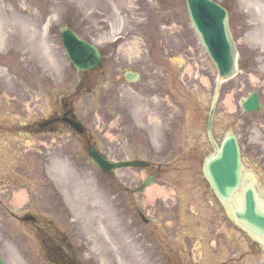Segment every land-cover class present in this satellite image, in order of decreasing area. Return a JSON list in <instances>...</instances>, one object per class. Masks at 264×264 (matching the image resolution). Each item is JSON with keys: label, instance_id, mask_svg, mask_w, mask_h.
I'll use <instances>...</instances> for the list:
<instances>
[{"label": "rangeland", "instance_id": "374dc122", "mask_svg": "<svg viewBox=\"0 0 264 264\" xmlns=\"http://www.w3.org/2000/svg\"><path fill=\"white\" fill-rule=\"evenodd\" d=\"M63 26L99 47L104 55L101 71L79 72L70 65L59 36ZM116 36L121 40L113 43ZM133 42L137 52L133 51ZM260 50L259 63L264 72V49ZM209 64L191 28L184 0H0V91L18 93L22 120L31 113L38 121L57 114L65 99L86 127L85 137L64 127L57 132L37 133L30 142L20 137L19 144L5 145L0 150L6 161L5 172L0 171L5 181L8 169L22 173V182L17 183L13 193L27 190L30 203L25 209L51 219L60 231L58 237L66 239L69 253L80 263L131 264L132 260L148 257L156 264H166L161 233L204 235L220 227L228 234L227 241H223L228 246L219 255L221 259L233 257L228 264H246L248 260L264 264L262 249L253 256L243 255L242 261L235 260L232 252L246 248L236 240L243 231L231 225L224 207L199 186V179L195 188L201 199H195L194 190L187 191L180 194V198L186 197L180 209L160 210V199L156 206L145 205L144 192L129 198L124 190V186L137 185L149 169L123 168L108 176L87 154L85 144L89 138L111 159H144L155 168L161 163L166 173L159 175L155 182L158 186L173 187L167 181L175 179L176 171H202L203 159L212 151L205 126L216 73ZM125 70L138 71L140 79L127 83ZM251 70L246 71L247 81L239 77L222 85L213 121L216 139L227 130L240 134L245 131L246 123L236 121L237 115L231 110L240 106L256 85L264 91V82H257ZM240 74L244 78L242 71ZM150 84L156 88H149ZM156 91L160 104L155 106ZM228 97L233 108L225 104ZM12 105L7 98H0L2 112ZM260 113H264V107ZM168 125L178 129L179 134L185 131L182 136L187 139L176 135L174 145L162 144L160 128ZM261 126L255 136L241 142V147L247 171L258 177L264 200V121ZM141 129L152 133L154 141L150 142ZM9 156H17L19 166L9 168ZM205 197L210 203H205ZM154 207L155 216L145 225L136 212L141 208L147 215ZM5 210L0 207V215H5L0 217L3 264H63L57 260L60 252L53 255L59 247L53 229L47 232L48 244L54 243L56 249L53 247L52 254H48L35 226L16 220ZM205 218L212 223L202 227L198 221ZM99 221L105 233L100 231ZM167 223L173 225L167 227ZM39 225L44 226V221ZM105 240L115 245L110 260L101 253ZM176 244L196 250L199 242ZM222 246L218 249L223 250ZM186 261L191 262L188 255Z\"/></svg>", "mask_w": 264, "mask_h": 264}, {"label": "flooded vegetation", "instance_id": "af4514ba", "mask_svg": "<svg viewBox=\"0 0 264 264\" xmlns=\"http://www.w3.org/2000/svg\"><path fill=\"white\" fill-rule=\"evenodd\" d=\"M224 6L228 10L229 14V25L230 30L232 33V36L234 39L240 38V41L237 44L238 48V57H239V65L242 67V72L246 74L247 69H257V63H256V55L255 52H246L245 48H253L250 43H248V39L251 40V42H257V40L260 37L264 36V0H226L224 3ZM245 47V48H244ZM193 53V52H192ZM190 54V53H189ZM189 60L193 59L192 56L188 55ZM191 58V59H190ZM210 60V59H209ZM260 77H262L261 74H259ZM144 85L147 86V83L144 81ZM156 88L153 84H150L149 88ZM258 92V91H257ZM155 93H159L156 91ZM7 97L8 102L12 103L13 105L11 107H7L5 112H2L0 110V146H3L4 144L13 143L16 138V133H20L21 130H23L24 134H28L29 137H33V135L36 133V130H40L42 132L44 131H53L58 128L57 124L58 122L51 123L45 127H39L38 124L32 121H26L21 122V115H20V97L17 92L9 91V90H2L0 91V97ZM258 96L260 99V103H262L261 95L258 92ZM157 104H160L159 99L157 98L155 100V106ZM155 106L153 108H155ZM263 109V106H260L261 111ZM158 110V109H156ZM235 116L236 121H239L243 125L245 124V131L240 133H235L237 140L239 144L241 145V142L249 140L252 138V136H255V132L257 129L258 123H261L264 121V113H254V112H243V109H238L236 107L235 109ZM172 125H168L165 128H163L160 131V141L162 144H166L167 146H172L175 143V136L178 135V138L180 136L185 134V131L178 133V129L175 130L174 128L170 127ZM184 128H181L180 130H183ZM189 129H187V132ZM6 138H5V137ZM184 137V136H182ZM187 139L186 137H184ZM186 143V142H183ZM191 146L187 147V150ZM194 148V147H193ZM184 151L186 154L189 153ZM245 154V151H243V155ZM196 155V154H194ZM260 155V154H258ZM197 156V155H196ZM195 156V157H196ZM244 157V156H243ZM182 159V158H181ZM159 172H157L155 175H157ZM166 171L162 169V166H160V177L164 175ZM173 177L167 181V183L173 184L174 192L172 196L174 199H177V195H180L181 193L187 192V191H195L196 197L195 199H201L197 197L198 190L195 188L197 185L196 181H201L202 183L199 184L200 187L203 186L205 190H208L209 193H212V187L207 180L206 176L204 175L203 171H176L173 174ZM5 179L0 172V207L4 208L7 203H10L9 201V195L12 191V187L15 186L18 181L17 178L14 176L8 177ZM210 195V194H209ZM186 198V197H185ZM184 198V200H185ZM205 203H210L206 200V197L204 198ZM184 202V201H183ZM181 202L175 201L174 206L166 204L165 206L167 208H174L179 207ZM186 203V202H184ZM11 205V203H10ZM164 207L162 204H160V210H163ZM24 213L23 215H25ZM20 217V216H19ZM30 216L25 215V218H29ZM198 223H202L205 225L211 224V219H201ZM207 229V228H206ZM208 230V229H207ZM209 231V230H208ZM221 235L225 236L221 237ZM228 234H215L213 233H205L204 235H185L183 237L177 236V239L179 241L187 242V241H199V248L194 250L195 251V259L192 260V250L187 244L185 245H172V246H166L167 247V256L171 258V264H228V261H231L230 258H220L219 255L224 253L226 247L228 246L227 242V236ZM238 238V244L239 245H246L247 248H241L236 253L237 259L243 260V255L248 254L254 255L255 252L258 250V241L254 240H247L245 244V239L243 237H237ZM237 240V239H236ZM213 241V244H212ZM223 245V246H222ZM242 245V247H244ZM220 246L223 247V250L218 249ZM249 249V250H248ZM54 253H59L58 250H56ZM187 255L190 257V261H186ZM248 264H251L249 261Z\"/></svg>", "mask_w": 264, "mask_h": 264}, {"label": "water", "instance_id": "95a60500", "mask_svg": "<svg viewBox=\"0 0 264 264\" xmlns=\"http://www.w3.org/2000/svg\"><path fill=\"white\" fill-rule=\"evenodd\" d=\"M192 24L203 42L206 50L213 59L219 73L215 95L212 101L208 118V129L212 112L222 79L232 76L235 72V46L231 40L227 25L226 10L212 0H185ZM63 46L72 65L78 70H86L101 65L99 53L93 45L81 40L71 29L61 30ZM246 109L257 106L256 98L244 103ZM65 120L78 131L82 127L73 119ZM92 160L104 171L111 172L119 167L145 165L143 161H108L93 147H89ZM205 171L208 173L216 194L223 200L231 203V214L248 231L264 239V208L260 205L258 194L250 187L243 191L238 206L232 203L234 192L238 188L240 179V162L238 147L233 136H227L219 154L208 158L205 162ZM0 264H2L0 259Z\"/></svg>", "mask_w": 264, "mask_h": 264}, {"label": "bare ground", "instance_id": "6f19581e", "mask_svg": "<svg viewBox=\"0 0 264 264\" xmlns=\"http://www.w3.org/2000/svg\"><path fill=\"white\" fill-rule=\"evenodd\" d=\"M225 103L229 106H231V102H230V98H227L225 100ZM57 168H60V166H58ZM61 171V168H60ZM56 173H59V170H56ZM165 192L164 189L157 187V186H151L149 188H147L146 190V196H147V200H151L154 197H160V196H164ZM20 194L16 195V200H20ZM239 200V195H236L234 198L235 203H237ZM99 229L101 232L105 233V228L104 225L102 224L101 221H99ZM106 243H103L102 248H101V253L102 256L106 259V260H110L112 258L113 255V249L115 252V245L113 243V241H110V243H108L105 240ZM108 243V244H107ZM131 264H156L155 261L150 260V258L148 257H143V258H137L136 260H132Z\"/></svg>", "mask_w": 264, "mask_h": 264}]
</instances>
